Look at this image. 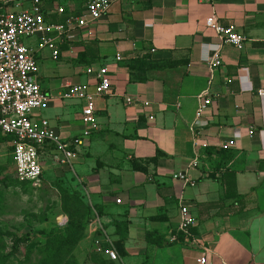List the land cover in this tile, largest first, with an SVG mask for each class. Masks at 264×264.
Instances as JSON below:
<instances>
[{
    "label": "crops",
    "instance_id": "obj_1",
    "mask_svg": "<svg viewBox=\"0 0 264 264\" xmlns=\"http://www.w3.org/2000/svg\"><path fill=\"white\" fill-rule=\"evenodd\" d=\"M31 1L0 6L18 10ZM91 1L43 0L44 19L62 23ZM110 2L91 37L86 29L61 45L57 61L48 50L36 57L50 100L34 119L47 120L66 144L84 130L83 103L63 100L67 88L92 89L86 70L93 67H106L112 82L111 94L94 100L96 130L71 166H57L51 149L43 158V181L47 168L65 172L90 209L78 250L96 244L116 252L119 260L105 255V264H197L205 250L207 264H264V96L257 95L264 90V0ZM211 15L247 39L242 50L220 45L205 28ZM218 47L222 65L210 72ZM203 93L211 104L196 120ZM127 96L150 107H126ZM230 140L235 148H218ZM179 199L196 221L188 239L177 235Z\"/></svg>",
    "mask_w": 264,
    "mask_h": 264
},
{
    "label": "built area",
    "instance_id": "obj_2",
    "mask_svg": "<svg viewBox=\"0 0 264 264\" xmlns=\"http://www.w3.org/2000/svg\"><path fill=\"white\" fill-rule=\"evenodd\" d=\"M216 2L217 0H211ZM21 2L18 10H4L0 6V134L9 139L12 153V180L19 183H29L38 187L43 182V158L48 149L52 151V160L59 167H70L76 150L84 146L86 140L96 130L94 100L111 94L112 82L106 67L89 68L86 74L95 83L89 85H72L62 95L65 101L83 103L81 122L84 130L71 144L62 142L60 135L50 126L47 120L37 122L35 112L44 108L50 97L46 95L38 81L37 55L48 50L51 58L57 61L60 56V46L75 40V36L88 29L87 36L93 35L91 29L109 12L110 0H94L89 2L79 15L68 17L63 23L50 24L44 19L43 0H32L29 7ZM205 28L213 31L220 45H228L240 51L247 39L236 32L233 26L222 27L215 15L205 21ZM23 40H34L35 45H26ZM116 62L122 61L117 55ZM210 72L221 67V52L216 49L207 60ZM258 96H264V90L257 91ZM126 107H150L148 102H139L132 97L123 98ZM211 104L207 93L199 96V106L196 120H199ZM152 120V117L148 118ZM253 129L248 130V137H253ZM197 146V141H195ZM236 147V141L220 143L221 151H229ZM174 179L184 185L190 183L185 174H178ZM121 201H116L120 204ZM179 224L177 235L191 238L196 221L183 200L178 202ZM177 236L170 239L176 242ZM104 254L111 260H117L113 250H105ZM197 264H207V251L196 260Z\"/></svg>",
    "mask_w": 264,
    "mask_h": 264
},
{
    "label": "rangeland",
    "instance_id": "obj_3",
    "mask_svg": "<svg viewBox=\"0 0 264 264\" xmlns=\"http://www.w3.org/2000/svg\"><path fill=\"white\" fill-rule=\"evenodd\" d=\"M11 150L9 139L0 134V264H59L54 255L60 251L61 264H105L100 246L82 253L75 244L79 233L72 228L86 213L65 172L47 168L38 187L15 183Z\"/></svg>",
    "mask_w": 264,
    "mask_h": 264
},
{
    "label": "trees",
    "instance_id": "obj_4",
    "mask_svg": "<svg viewBox=\"0 0 264 264\" xmlns=\"http://www.w3.org/2000/svg\"><path fill=\"white\" fill-rule=\"evenodd\" d=\"M12 181H14L15 183H18L20 185H27L28 187H32L29 183H19L18 181H15V180H12ZM74 192L77 195L76 197L79 200L80 206L85 210V213H86L85 218L81 220V225H77L76 227L72 228V231H74L76 229L79 233L78 238L75 241L76 242L75 244H78L81 240H83V238L85 236V231H86L87 225H88L89 220H90V209L83 202L81 195L77 191H74ZM228 197L229 198H235V199H237L238 202L242 201V199H243V198L241 199L238 196L236 197V195L235 196H229V194H228ZM29 246L31 247V249H35L37 247V244H30ZM60 252H58L54 255L56 262H60L59 264H61V262H62V261H59L60 260L59 256H61Z\"/></svg>",
    "mask_w": 264,
    "mask_h": 264
}]
</instances>
